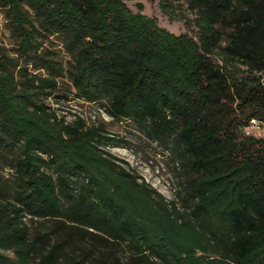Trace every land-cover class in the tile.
<instances>
[{"label": "trees", "instance_id": "trees-1", "mask_svg": "<svg viewBox=\"0 0 264 264\" xmlns=\"http://www.w3.org/2000/svg\"><path fill=\"white\" fill-rule=\"evenodd\" d=\"M130 1L0 0L17 44L0 45V264H264V137L244 133L264 123V0H158L195 35ZM64 75L167 146L180 202L102 147L123 138L48 106Z\"/></svg>", "mask_w": 264, "mask_h": 264}, {"label": "rangeland", "instance_id": "rangeland-1", "mask_svg": "<svg viewBox=\"0 0 264 264\" xmlns=\"http://www.w3.org/2000/svg\"><path fill=\"white\" fill-rule=\"evenodd\" d=\"M137 3H142L144 13L156 17L159 24L171 32L195 35L196 31L193 29V25L189 26L183 21L169 20L168 16L161 11L158 0H134L128 2L134 11H137ZM0 45L4 46L11 55H17V44L12 36L6 14L1 8ZM43 47L50 50L53 56L63 63L65 72L70 69V55L67 53L59 37L51 36L47 38ZM28 69L34 73H46L44 70L35 69L32 64L28 66ZM60 84L62 87L60 93L65 96L61 99L50 97L46 100L48 106L60 118L65 119L67 122L81 118L89 126L104 125L105 132L108 136L123 138L124 142L120 146L111 147L109 145H103L102 147L115 159L118 165L137 177L140 183L143 181L147 183L161 194L166 201L180 202L178 180L174 172L175 165L173 157L166 145L150 139L129 120L119 121L111 118L102 104L84 100L79 96L77 90L70 85L71 83L67 75L60 78ZM244 133L264 137V123L256 120L255 124L252 125L251 123L244 129ZM0 173L10 179L13 177V170L9 166L0 168ZM26 222L35 231L43 221L39 219L32 220L28 217ZM129 251L128 247L123 246L119 252L127 256ZM9 255L13 256L12 253H9Z\"/></svg>", "mask_w": 264, "mask_h": 264}, {"label": "built area", "instance_id": "built-area-1", "mask_svg": "<svg viewBox=\"0 0 264 264\" xmlns=\"http://www.w3.org/2000/svg\"><path fill=\"white\" fill-rule=\"evenodd\" d=\"M255 123H256V120H253V121H252V125L255 124ZM247 133H248V132H247Z\"/></svg>", "mask_w": 264, "mask_h": 264}]
</instances>
